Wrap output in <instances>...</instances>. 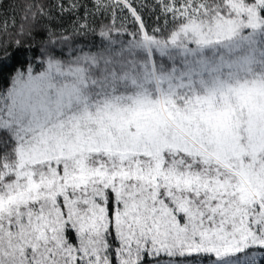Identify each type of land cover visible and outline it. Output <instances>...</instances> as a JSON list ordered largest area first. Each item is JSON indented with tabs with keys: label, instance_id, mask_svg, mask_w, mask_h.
Returning <instances> with one entry per match:
<instances>
[{
	"label": "snow or ice",
	"instance_id": "snow-or-ice-1",
	"mask_svg": "<svg viewBox=\"0 0 264 264\" xmlns=\"http://www.w3.org/2000/svg\"><path fill=\"white\" fill-rule=\"evenodd\" d=\"M0 264H264V0H0Z\"/></svg>",
	"mask_w": 264,
	"mask_h": 264
}]
</instances>
